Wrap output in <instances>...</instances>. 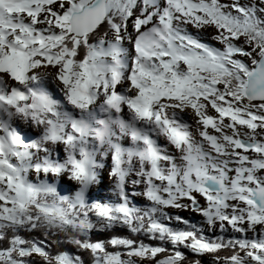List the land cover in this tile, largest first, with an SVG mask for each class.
<instances>
[{"label":"snow or ice","instance_id":"6c2138e0","mask_svg":"<svg viewBox=\"0 0 264 264\" xmlns=\"http://www.w3.org/2000/svg\"><path fill=\"white\" fill-rule=\"evenodd\" d=\"M0 264H264V0H0Z\"/></svg>","mask_w":264,"mask_h":264},{"label":"rangeland","instance_id":"374dc122","mask_svg":"<svg viewBox=\"0 0 264 264\" xmlns=\"http://www.w3.org/2000/svg\"><path fill=\"white\" fill-rule=\"evenodd\" d=\"M107 182V178L105 177V183ZM107 193V195H110V193L107 192V189L106 188H103L101 190V195H105ZM182 216L186 217V218H191V217H194L196 214L195 213H189L187 211H182L180 213ZM208 259V258H206Z\"/></svg>","mask_w":264,"mask_h":264},{"label":"trees","instance_id":"16d2710c","mask_svg":"<svg viewBox=\"0 0 264 264\" xmlns=\"http://www.w3.org/2000/svg\"><path fill=\"white\" fill-rule=\"evenodd\" d=\"M101 238H102V237H101ZM206 258H208V257H207V256L202 257L203 260H207Z\"/></svg>","mask_w":264,"mask_h":264}]
</instances>
